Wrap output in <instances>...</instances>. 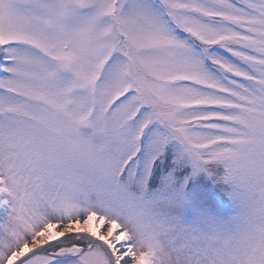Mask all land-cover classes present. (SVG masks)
<instances>
[{
  "label": "snow or ice",
  "instance_id": "snow-or-ice-1",
  "mask_svg": "<svg viewBox=\"0 0 264 264\" xmlns=\"http://www.w3.org/2000/svg\"><path fill=\"white\" fill-rule=\"evenodd\" d=\"M0 264H264V0H0Z\"/></svg>",
  "mask_w": 264,
  "mask_h": 264
}]
</instances>
